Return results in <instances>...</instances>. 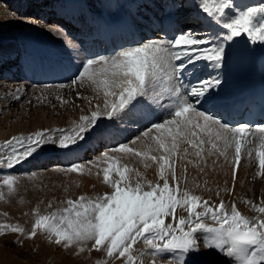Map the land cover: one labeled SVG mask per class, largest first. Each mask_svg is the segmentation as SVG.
<instances>
[{
	"label": "rangeland",
	"instance_id": "rangeland-1",
	"mask_svg": "<svg viewBox=\"0 0 264 264\" xmlns=\"http://www.w3.org/2000/svg\"><path fill=\"white\" fill-rule=\"evenodd\" d=\"M51 1L0 0V15L6 14L0 20V54L7 52L9 57L0 59V264H264V187L258 186L262 177L248 172L239 176L236 153L233 160L213 154L220 164L214 165L202 150L192 152L196 172L188 166L184 172L177 168V154L170 151L164 158L152 150L162 145L159 128L166 124L181 148L182 143L198 148L199 140L197 145L190 139L193 134L205 131L211 136L209 128L188 124L184 118L187 100L174 84L177 62L165 57L172 55V43L164 44L169 49L163 50L146 47L143 41L131 54L129 49L123 52L132 59L128 64L116 55L85 54L67 86L35 80L34 68L28 77L19 75L27 73L33 62L45 63L42 43L56 47L47 37L36 39L30 34L28 39L24 22L59 25L65 38H75L70 33L77 27L64 26V19L52 15ZM19 61L23 64L17 65ZM9 70L18 73L5 74ZM110 77L119 81L110 86L106 98L100 97L96 85ZM122 87H126L123 92ZM75 103L84 113L71 122L75 117L67 111ZM74 110L70 111L77 117L79 110ZM148 133L155 137L142 148L134 143ZM245 136L241 132L237 138ZM263 140L254 143L259 140L251 137L247 143L258 144L259 153L264 150ZM230 145L238 149L235 143ZM149 149L145 159L143 152ZM62 154H68L66 161L58 160ZM158 155L170 167L164 173L157 171ZM231 162L236 170L233 167L235 174L230 176L224 168ZM193 172L225 173L226 188L216 190L225 197L212 194L203 175ZM133 174L146 175L142 178L146 180L131 182L128 177ZM143 184L158 189L146 194Z\"/></svg>",
	"mask_w": 264,
	"mask_h": 264
},
{
	"label": "bare ground",
	"instance_id": "bare-ground-1",
	"mask_svg": "<svg viewBox=\"0 0 264 264\" xmlns=\"http://www.w3.org/2000/svg\"><path fill=\"white\" fill-rule=\"evenodd\" d=\"M24 1L26 2L28 0ZM32 1L40 3L44 0ZM51 2H53L52 6L50 7L52 8L51 14L58 17L57 19L60 21L64 19L63 21H66V25L64 26H69V28L77 27V29H75V32L70 34L75 38L79 37L80 40H77L75 38L69 39V36V38H65V36H63V33L61 32V27L59 25H50L43 27L38 24L39 22H32L33 20L31 22H24L28 25L29 32L31 31V33H29L28 31L27 33H25L26 37L30 34H32L36 39H38L39 36H43V39L47 37L55 44L56 47L52 48L51 46L42 43L41 53L45 57V63L40 66V62H33L27 73L23 72L24 75H19H21L22 77H28L27 75H31L33 72L32 68H34L36 69L35 80L41 82L46 81L47 75L51 74L54 77L53 81L56 82V86L58 84L66 85L70 84L71 74L75 73L76 71L78 72V70L80 69L82 62L85 60L86 53H90L92 55L101 52L109 55L115 54L119 58V62L128 64L132 61V59L128 56L123 55V52L125 50L129 49V52L131 54L133 52L131 51L132 48L140 45L143 41L144 46L146 47H161L163 50H168L169 48H164V44L172 42V55H167L165 57L167 60H172V62L174 61V59H176L177 62L176 64H173L175 70L174 84L180 94L187 100L184 108V112L186 113L184 118L188 124L193 125L198 123L199 125L209 128L211 136H209V134H205V131H203V129V135L200 134V136H194L193 134L192 138H190L192 143L197 145L199 140L200 144L198 145V148L191 143L193 147H190L189 149V147L183 145L182 143V149L178 144V138L175 139L172 137L170 131L172 130V128H170L167 124L163 125L164 127L161 125L162 127L159 128V130L161 129L162 131L159 133V136L162 137L161 140H163V143L162 145H155L152 150L156 154H160L164 158L170 154V151L177 154L178 157H176L174 160L176 161L177 159L176 163L179 162L178 165L180 164V166H176L177 168L180 167L178 168L179 171L183 169L184 172H186L187 166L195 171L197 163L192 152L198 153L202 150L205 154V159L209 163L214 165H217L218 163L215 160L216 157H213V154H222V157L226 154L228 158H230V160H233V156L239 155L238 160L235 161L236 164L240 165V168L238 167L239 165L236 166L239 168V176L248 172L249 176L255 174V176L257 177H262L258 182V186L264 187V150L263 152L260 151L259 153H257L256 148L258 144L256 145L247 143L248 140H251V137H254L255 140H259L257 142L255 141L254 143H259L261 139H264V126H260L258 128H251L246 125H237L238 127H231L229 125V121H225L220 113V109L225 104V101L230 100L231 94L233 93L235 87L233 74L235 72L234 56L236 55V40L244 37L253 45L259 48V51L262 54V73L264 76V0H184V2L182 3H180L179 0H54ZM99 5H101V7ZM48 8L49 5L46 6V9ZM6 12L9 15L8 11ZM8 15L7 19L10 18ZM5 17L6 14L3 13L2 15H0V20H4L3 18ZM173 26L177 28L178 33V36L175 39H172L170 35V29ZM43 32L48 33V35ZM49 35H51V37ZM29 38L30 36L28 37V39ZM189 38L193 40L195 39L196 43H192ZM15 55L16 54L13 51L12 56ZM33 57L31 58L32 61L34 59ZM7 58H9L7 52L0 54V59L5 60ZM126 58L129 61H126ZM32 61L30 60L29 62ZM22 64L23 61H19L17 63V65ZM17 68V66H14V69L17 70ZM177 69L178 71L181 69H186V71L190 74L189 94L183 92L178 85ZM12 70H9L5 74L15 75V73H18L17 71L13 72ZM124 76L125 75L123 74L119 75L121 82L126 81H124ZM119 77H110V79H106L98 83V85H96L98 95H100V97L106 98L110 91V86L112 85L113 87H115L119 81ZM121 89H123V92L126 87H122ZM134 107H132V109ZM74 108H77L79 110V115L77 117L75 116V113L77 112H75V115H73L70 111H73ZM67 112V115L70 118L72 116L75 117L71 121L74 122L80 117L81 113H84V110L81 107L80 103H78V105L75 103V105L72 106V108H70ZM64 119L67 118H65L64 116ZM201 129L202 128L199 129V132H201ZM241 132L246 136L237 138V136H241ZM250 135L251 137H249ZM203 136H205L207 140L206 144H203ZM152 137H155V134H144L141 137H138V139H136L134 143L136 145H140V148H142L141 145L146 144ZM210 138H212V141H216V144L212 143L210 141ZM262 142L264 146V140ZM234 143L238 145V149L236 150L234 149L235 147L233 148L230 145ZM229 145L233 148V150L231 147H229ZM122 150L123 149H120L119 151ZM186 152H190L188 156L186 155ZM234 153L236 154L234 155ZM249 153L251 155H249ZM149 154H151V149L147 150L146 153L143 152V155L145 156L144 158L146 159V156H148ZM67 155L68 154H62L61 156H59L58 160L66 161V158H68ZM160 155H158L160 162L157 163L156 167L158 172H163L165 169H167V167H170L168 166L167 161ZM248 157L252 159L250 162L246 160ZM174 160L173 164L175 162ZM142 162L144 161H141V164ZM176 166H174V171H176V175H179V171L175 169ZM234 166H232V162L228 164V166L224 168L225 173H233L234 171L232 170V168ZM198 174L200 176L203 175L205 181L204 184L208 185L206 187H208L209 190L213 192L212 194L216 195L220 199H222L223 196L225 197L222 192L219 193L216 191L219 188H226L224 182H222L225 178L223 177V174H221V172H219L218 174H214L211 172ZM234 174L235 173H233V175ZM238 174L236 173V176ZM183 176H185V174ZM145 177L146 175L142 176L141 174H139L137 176L133 174L128 178H132L131 182L137 181L138 183H142V181L144 180L142 178ZM225 182H227L226 179ZM144 185L145 184H143L142 192H145L146 194L147 192H149V190L158 189V187L154 186V184H147V186ZM188 194L189 193H187V195ZM149 195L150 194H148L147 196ZM120 197L123 198L122 195H120ZM115 198L119 199L118 197ZM123 199L129 200L130 198L126 196ZM202 203H204V201ZM229 203L232 204L231 200H229ZM162 207H160V209H163ZM160 209L158 211H160ZM180 211L181 210H179V212Z\"/></svg>",
	"mask_w": 264,
	"mask_h": 264
}]
</instances>
